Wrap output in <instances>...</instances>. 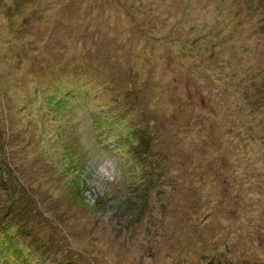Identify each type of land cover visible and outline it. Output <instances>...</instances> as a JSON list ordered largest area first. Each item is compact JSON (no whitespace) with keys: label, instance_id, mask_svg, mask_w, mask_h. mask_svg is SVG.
<instances>
[{"label":"rangeland","instance_id":"374dc122","mask_svg":"<svg viewBox=\"0 0 264 264\" xmlns=\"http://www.w3.org/2000/svg\"><path fill=\"white\" fill-rule=\"evenodd\" d=\"M24 257L264 264V0H0V264Z\"/></svg>","mask_w":264,"mask_h":264},{"label":"clouds","instance_id":"9594fccd","mask_svg":"<svg viewBox=\"0 0 264 264\" xmlns=\"http://www.w3.org/2000/svg\"><path fill=\"white\" fill-rule=\"evenodd\" d=\"M85 150L91 151L88 146H85ZM95 154L99 157V163L93 164L92 177L99 179L105 185L118 182L121 175L118 157L98 148ZM90 159L92 160V156Z\"/></svg>","mask_w":264,"mask_h":264},{"label":"trees","instance_id":"16d2710c","mask_svg":"<svg viewBox=\"0 0 264 264\" xmlns=\"http://www.w3.org/2000/svg\"><path fill=\"white\" fill-rule=\"evenodd\" d=\"M135 132V137H136V144H138V143H142V137H144V136H146V135H144L143 136V134H144V132H143V130H141L140 132H138L137 133V130H134ZM141 134V135H140ZM17 208V207H16ZM13 209H15V207H13ZM14 252L17 254V256H20V252H18V250L17 249H15L14 250ZM26 258L27 257H24V258H22V260H23V262L21 263V264H31L30 262H31V260H29V259H27L26 260ZM29 260V261H28ZM13 264V263H12ZM16 264H19V263H16ZM32 264H45V263H42V262H35V263H32Z\"/></svg>","mask_w":264,"mask_h":264}]
</instances>
